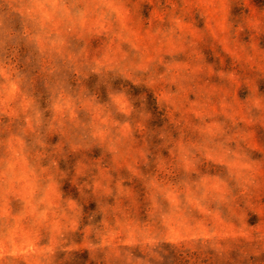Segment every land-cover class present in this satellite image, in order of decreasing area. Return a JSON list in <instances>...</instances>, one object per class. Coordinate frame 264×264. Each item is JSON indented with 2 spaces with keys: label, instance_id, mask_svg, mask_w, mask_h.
Returning a JSON list of instances; mask_svg holds the SVG:
<instances>
[{
  "label": "rangeland",
  "instance_id": "rangeland-1",
  "mask_svg": "<svg viewBox=\"0 0 264 264\" xmlns=\"http://www.w3.org/2000/svg\"><path fill=\"white\" fill-rule=\"evenodd\" d=\"M0 264H264V0H0Z\"/></svg>",
  "mask_w": 264,
  "mask_h": 264
}]
</instances>
